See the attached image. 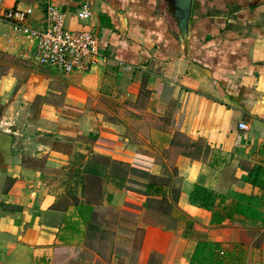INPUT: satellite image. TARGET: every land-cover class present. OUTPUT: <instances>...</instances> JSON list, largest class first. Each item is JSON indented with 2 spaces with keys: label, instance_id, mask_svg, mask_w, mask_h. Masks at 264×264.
Instances as JSON below:
<instances>
[{
  "label": "crops",
  "instance_id": "crops-1",
  "mask_svg": "<svg viewBox=\"0 0 264 264\" xmlns=\"http://www.w3.org/2000/svg\"><path fill=\"white\" fill-rule=\"evenodd\" d=\"M77 5L66 26L93 31L108 58L87 73L40 66L0 21V54L20 59L0 58V264H189L201 239L240 245L243 264H264L260 217L212 224V211L190 203L201 185L254 196L264 212L250 174L264 167V0H192L186 45L163 0H96L88 20ZM43 15L36 8L33 23ZM141 151L151 173L171 178L169 196L180 188L191 231L149 219L137 171L132 187L115 177ZM106 208L136 218L129 243L112 241L120 227Z\"/></svg>",
  "mask_w": 264,
  "mask_h": 264
},
{
  "label": "built area",
  "instance_id": "built-area-1",
  "mask_svg": "<svg viewBox=\"0 0 264 264\" xmlns=\"http://www.w3.org/2000/svg\"><path fill=\"white\" fill-rule=\"evenodd\" d=\"M67 7L54 4L52 0H39L36 5L14 6L0 0V21L6 23L15 38L26 44V52L40 66L54 68L63 73H87L107 61L100 51L97 35L91 30H71L66 26L67 12L71 3L78 2L73 12L81 20L93 15L96 0H67ZM44 15L40 26L33 23L35 9ZM245 130L248 125L239 123Z\"/></svg>",
  "mask_w": 264,
  "mask_h": 264
},
{
  "label": "trees",
  "instance_id": "trees-1",
  "mask_svg": "<svg viewBox=\"0 0 264 264\" xmlns=\"http://www.w3.org/2000/svg\"><path fill=\"white\" fill-rule=\"evenodd\" d=\"M151 166L152 159L148 157L146 151L137 153L131 166L141 177L147 179L144 183L147 207L164 217L168 225L176 226L182 223L185 229L191 231L195 221L177 207L180 188L173 184L169 196L167 189L171 178L151 173ZM117 167L125 170L132 169L126 165L123 167L117 165ZM250 174L253 178L252 183L264 188V167L255 166ZM261 197L260 204L264 208V193ZM253 202H255L254 196L240 194L234 200L224 193L210 190L201 185H195L190 194V203L212 211V224L232 223L242 220L244 217L251 219L260 217L264 221V212L255 209L252 206ZM244 255L245 250L240 245L236 244L232 249H229L220 242L201 239L196 244L189 264H243Z\"/></svg>",
  "mask_w": 264,
  "mask_h": 264
},
{
  "label": "rangeland",
  "instance_id": "rangeland-1",
  "mask_svg": "<svg viewBox=\"0 0 264 264\" xmlns=\"http://www.w3.org/2000/svg\"><path fill=\"white\" fill-rule=\"evenodd\" d=\"M6 54V53H5ZM8 55V54H6ZM11 56V57H9ZM3 57L0 54V58ZM6 58L7 60H10L12 62L17 63L20 59L14 57V55H8L3 57V59ZM3 106L5 104V101H3ZM2 105V101L0 102V106ZM5 108V106H4ZM4 111V109H3ZM179 138V137H178ZM183 139V138H182ZM178 149H172L171 151H168L167 153H164L167 158H168V163L173 166L174 161H175V152H177ZM130 175H138L137 172L134 170L132 171V169H118L116 170V176L119 180V182L122 183V186L124 187H132L136 184L135 179H132V177H128ZM116 181V180H115ZM146 203V202H145ZM105 214L104 216H106V220L109 221L110 223L116 224L118 225V227H120L119 229L116 230H110V232H113L114 234L112 235L111 239L112 241L117 239V237H119L120 239H123L124 242L129 243V239L132 238V233L135 231V229H132L131 227H129L131 225V223L135 224L136 223V218L135 217H131L129 215L123 214L121 215L119 214H115V212L112 209H107L104 211ZM157 216V217H156ZM159 216L156 212L155 215H153V213H151L150 215H148L150 220H158ZM255 234H257V232L255 231ZM141 237V231L138 230L136 231V235H135V240H134V248L137 246L139 239ZM129 238V239H128ZM260 238H264V233L263 235L260 236ZM122 241V240H121ZM259 264V263H258Z\"/></svg>",
  "mask_w": 264,
  "mask_h": 264
},
{
  "label": "water",
  "instance_id": "water-1",
  "mask_svg": "<svg viewBox=\"0 0 264 264\" xmlns=\"http://www.w3.org/2000/svg\"><path fill=\"white\" fill-rule=\"evenodd\" d=\"M166 14L173 20L182 44L186 45L189 37V21L192 11V0H163ZM3 101L0 106V118L3 113Z\"/></svg>",
  "mask_w": 264,
  "mask_h": 264
}]
</instances>
